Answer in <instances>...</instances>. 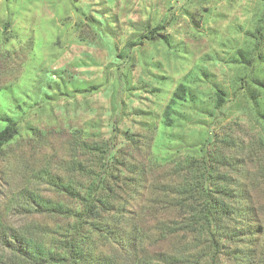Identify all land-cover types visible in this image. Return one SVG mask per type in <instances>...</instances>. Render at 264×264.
Here are the masks:
<instances>
[{"label":"rangeland","instance_id":"rangeland-1","mask_svg":"<svg viewBox=\"0 0 264 264\" xmlns=\"http://www.w3.org/2000/svg\"><path fill=\"white\" fill-rule=\"evenodd\" d=\"M179 84L192 100L172 104L167 125ZM254 101L264 112V0H0V112L19 128L0 156V221L64 226L15 206L26 188L56 197L37 180L47 172L80 185L85 174L131 167L114 184L133 198L124 210L140 200L160 210L145 200L177 177L175 163L229 134L254 146L234 160L257 173L251 194L264 228V125Z\"/></svg>","mask_w":264,"mask_h":264},{"label":"trees","instance_id":"trees-1","mask_svg":"<svg viewBox=\"0 0 264 264\" xmlns=\"http://www.w3.org/2000/svg\"><path fill=\"white\" fill-rule=\"evenodd\" d=\"M215 95L219 109L224 91L216 89ZM187 97L192 100L188 88L179 84L164 111L167 125L171 105ZM254 103L264 125V112ZM0 122L2 156L19 128L1 112ZM209 143L212 147L201 149L199 157L175 163L177 177L161 195L145 200L161 204L160 210L141 206L142 200L139 208L124 210L133 198L117 195L114 184L125 179V170L134 173L131 167L112 178L105 171L85 174L80 185L39 173L37 180L53 187L56 197L26 188L14 198L15 206L65 224L44 231L37 223L15 229L0 221V264H256L264 228L257 222L251 191L252 182L259 181L245 161L234 160L239 149L252 157L254 146L244 140L239 145L229 134L214 135ZM260 171L264 174V165Z\"/></svg>","mask_w":264,"mask_h":264}]
</instances>
